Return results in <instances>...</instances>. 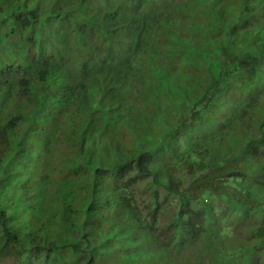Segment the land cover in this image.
Wrapping results in <instances>:
<instances>
[{"label":"trees","instance_id":"obj_1","mask_svg":"<svg viewBox=\"0 0 264 264\" xmlns=\"http://www.w3.org/2000/svg\"><path fill=\"white\" fill-rule=\"evenodd\" d=\"M245 252L264 264V0H0V264Z\"/></svg>","mask_w":264,"mask_h":264},{"label":"rangeland","instance_id":"obj_2","mask_svg":"<svg viewBox=\"0 0 264 264\" xmlns=\"http://www.w3.org/2000/svg\"><path fill=\"white\" fill-rule=\"evenodd\" d=\"M180 175V174H179ZM180 177H182L180 175ZM186 179V178H185ZM185 179L183 178H180V181H181V187L186 183ZM176 181H179V178L176 177ZM134 186V185H132ZM136 189H139V192L144 194V197L146 198L147 196H149V192H146V182L144 181L143 183H141L140 185H136ZM166 196V193L164 192L163 189L160 188V194H159V198H158V202L160 204V206L162 208H164L165 206H167V202H175L178 200V197L177 196H174L172 194H169V197H165ZM144 199V198H142ZM183 199V197L181 198V200ZM184 201V199H183ZM204 204H207L206 202ZM222 206H225L226 204L225 203H221ZM232 215V213L229 211L227 212L226 210L224 211H221L220 213V217L224 220V222L228 221L229 217ZM224 226H226L225 224H223ZM221 237L223 238L224 236L221 235ZM209 243L210 241H213L215 239V235H210L209 238ZM215 259V262L217 264H223V262L221 260H219V258L217 257V255L214 257ZM244 264H254V258H250L249 257V252H245V256H244V260H243Z\"/></svg>","mask_w":264,"mask_h":264}]
</instances>
